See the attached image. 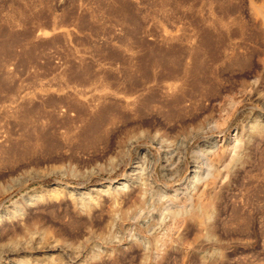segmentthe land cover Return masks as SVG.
<instances>
[{
    "label": "rangeland",
    "instance_id": "obj_1",
    "mask_svg": "<svg viewBox=\"0 0 264 264\" xmlns=\"http://www.w3.org/2000/svg\"><path fill=\"white\" fill-rule=\"evenodd\" d=\"M0 264H264V0H0Z\"/></svg>",
    "mask_w": 264,
    "mask_h": 264
},
{
    "label": "bare ground",
    "instance_id": "obj_2",
    "mask_svg": "<svg viewBox=\"0 0 264 264\" xmlns=\"http://www.w3.org/2000/svg\"><path fill=\"white\" fill-rule=\"evenodd\" d=\"M176 78V77H175ZM173 80V79H172ZM199 83H201V82H199ZM184 84H187V83H185V82H183L182 84H180V87H181V85H184ZM163 86V85H162ZM167 88L168 89H174L176 86H177V83H175L174 81L173 82H169V83H167ZM165 89V88H164ZM187 98V97H186ZM193 99V98H192ZM189 102V101H188ZM174 103V102H173ZM177 104V103H176ZM216 123V122H215ZM214 123V124H215ZM209 126V125H208ZM236 137V136H235ZM234 137V139L236 140V138ZM234 139H233V141H234ZM239 140V139H238ZM233 141H232V144H231V146L230 145H228V146H230V148H228V147H226V149H224V150H222V152L220 151L219 153H217V154H214V157H206V160L207 161H209V164H211V160L212 159H218L219 160V157H224V156H226V155H229L230 154V152L231 151H235L236 150V148L239 146L238 144H236V142H234L233 143ZM233 157V156H232ZM231 157V158H232ZM204 162V161H203ZM202 163V162H201ZM205 163H206V161H205ZM204 170V169H203ZM194 172H196V170L194 171ZM199 172H201V171H199ZM216 177V176H215ZM214 179V178H213ZM208 181V180H207ZM209 183V182H208ZM205 188H206V185H204L203 186V191H201V193H199V197H197L198 199L197 200H199V209L198 210H196L195 212H193V213H191V217L192 218H194L196 221H198L199 223H202L203 222V218H204V215H205V211H206V208L208 207V197H207V200L206 201H204V198L203 197H205L206 198V196L207 195H209V194H206L205 193ZM208 188V187H207ZM211 196L209 195V198H210ZM178 198V197H177ZM209 200H211V199H209ZM195 208H196V206H195ZM195 210V209H194Z\"/></svg>",
    "mask_w": 264,
    "mask_h": 264
}]
</instances>
